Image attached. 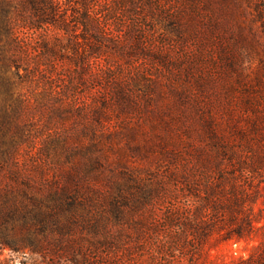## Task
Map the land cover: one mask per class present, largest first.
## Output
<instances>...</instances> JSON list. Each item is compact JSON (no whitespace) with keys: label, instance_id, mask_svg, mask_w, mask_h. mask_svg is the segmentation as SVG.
<instances>
[{"label":"trees","instance_id":"trees-1","mask_svg":"<svg viewBox=\"0 0 264 264\" xmlns=\"http://www.w3.org/2000/svg\"><path fill=\"white\" fill-rule=\"evenodd\" d=\"M158 1L0 0V251L183 264L219 232L260 237L235 264H264V49L234 0H201L226 40L206 75L198 0L161 17L154 47ZM248 2L264 32V0Z\"/></svg>","mask_w":264,"mask_h":264},{"label":"rangeland","instance_id":"rangeland-1","mask_svg":"<svg viewBox=\"0 0 264 264\" xmlns=\"http://www.w3.org/2000/svg\"><path fill=\"white\" fill-rule=\"evenodd\" d=\"M65 3V0H61ZM113 4L115 0H105ZM235 3L231 5L232 10L235 16V22L244 27L246 33L256 38L259 49H264V32L262 31L261 24L258 21L254 20L255 11L249 4L248 0H234ZM203 1L198 0L197 8H195V14L197 17V26H195L197 30V34L192 38L190 42V46L193 49H198L201 51V62L199 64V71L206 75L219 73L222 68L220 53H221V41L222 43H226V40L223 39L225 37L221 36V32L209 30L208 24L206 23L205 15L208 16L209 12H203L204 7L201 6ZM184 3L180 2V0H159L157 3H153V11L155 13L154 17L150 19L154 23L156 30L154 33H146L144 36L146 41L152 43L155 47H160V41L157 37L161 36L162 30V19L161 17L165 16V13H169L168 11L176 10L178 7H181ZM148 4L144 5V7L140 8V12H145V14H149ZM204 17V20L202 19ZM234 25V22H233ZM192 31V30H191ZM225 45V44H224ZM186 49V48H185ZM170 51V49H168ZM258 50L253 51L256 56L255 61H257V53ZM174 55L178 54V50L172 52ZM184 53V52H183ZM129 72V71H128ZM119 76L125 77L126 71L124 73H118ZM71 125L72 123H67ZM262 198L264 197V185L261 188ZM155 213L160 214L159 211ZM113 225V226H112ZM125 228L128 227V224L124 225ZM109 228L118 229L114 224L110 223L108 225ZM122 242H118L119 254H121L125 249V243L128 242L127 238ZM262 242L260 237L252 239V240H224L221 233L216 232L212 238L209 239L206 244L204 250L200 255H195L194 258L190 257L185 259L183 264H190L193 260L196 264H235L241 257L248 258L251 254L258 251L259 245ZM148 246H151L152 249L156 248V242L154 240V236L149 240ZM103 250V247L101 248ZM117 251V250H115ZM144 259L149 261L147 255H145ZM33 259L31 257H23L22 253L12 254L9 249H4L0 251V264H33Z\"/></svg>","mask_w":264,"mask_h":264}]
</instances>
